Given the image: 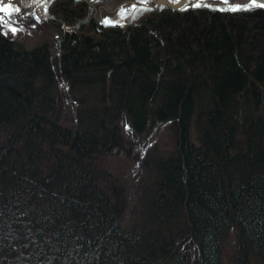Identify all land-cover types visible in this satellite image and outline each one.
I'll return each mask as SVG.
<instances>
[{
    "label": "trees",
    "instance_id": "trees-1",
    "mask_svg": "<svg viewBox=\"0 0 264 264\" xmlns=\"http://www.w3.org/2000/svg\"><path fill=\"white\" fill-rule=\"evenodd\" d=\"M93 1L51 0L53 41L0 35V264H264V5L143 0L121 27ZM163 126L125 223L103 159Z\"/></svg>",
    "mask_w": 264,
    "mask_h": 264
},
{
    "label": "rangeland",
    "instance_id": "rangeland-1",
    "mask_svg": "<svg viewBox=\"0 0 264 264\" xmlns=\"http://www.w3.org/2000/svg\"><path fill=\"white\" fill-rule=\"evenodd\" d=\"M51 0H3V6L9 7V12H0V33L26 48H31L42 42L53 41L57 35L50 26L47 17L48 5ZM93 1L90 4L92 15L105 24L127 26L137 21L146 3L135 0H117L119 3L111 8L106 1ZM176 1V0H170ZM196 1V0H194ZM152 6L157 8L151 0ZM253 4L264 5V0H251ZM148 4H150L148 2ZM19 9L17 12L16 9ZM100 9V10H99ZM99 11V12H98ZM5 21L7 24L5 25ZM15 27L16 31H11ZM58 89L64 94L61 110L72 112L75 109L71 97L60 85ZM72 96V95H71ZM66 117H70L67 115ZM154 128V127H153ZM154 130V129H153ZM134 136L122 134L123 150L113 151L105 156L103 164L108 167L125 187L124 222L139 220L145 198L154 179L152 170L153 159L164 157L170 152L172 140L166 133V127ZM128 149L127 154L125 150Z\"/></svg>",
    "mask_w": 264,
    "mask_h": 264
},
{
    "label": "water",
    "instance_id": "water-1",
    "mask_svg": "<svg viewBox=\"0 0 264 264\" xmlns=\"http://www.w3.org/2000/svg\"><path fill=\"white\" fill-rule=\"evenodd\" d=\"M186 0H176V1H170V0H153V3L156 7L159 6H165L174 10H179L185 3ZM0 35H2L0 33Z\"/></svg>",
    "mask_w": 264,
    "mask_h": 264
},
{
    "label": "snow or ice",
    "instance_id": "snow-or-ice-1",
    "mask_svg": "<svg viewBox=\"0 0 264 264\" xmlns=\"http://www.w3.org/2000/svg\"><path fill=\"white\" fill-rule=\"evenodd\" d=\"M196 6H200L199 4H197ZM232 10H236V9H232ZM16 11L18 12L19 9L17 8ZM0 12H5L8 13L9 12V7L7 6H3V0H0ZM0 20H3V17H0ZM7 24V22L5 21V25ZM11 31L15 32L16 28L12 27Z\"/></svg>",
    "mask_w": 264,
    "mask_h": 264
},
{
    "label": "bare ground",
    "instance_id": "bare-ground-1",
    "mask_svg": "<svg viewBox=\"0 0 264 264\" xmlns=\"http://www.w3.org/2000/svg\"><path fill=\"white\" fill-rule=\"evenodd\" d=\"M253 5H255V4H253ZM259 5V4H258ZM183 9V8H182Z\"/></svg>",
    "mask_w": 264,
    "mask_h": 264
}]
</instances>
